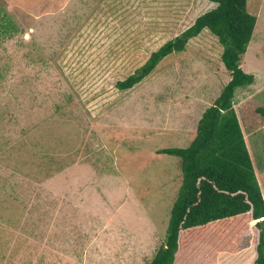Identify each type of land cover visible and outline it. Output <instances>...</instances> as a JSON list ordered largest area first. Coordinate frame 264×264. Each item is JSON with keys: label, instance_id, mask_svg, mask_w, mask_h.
<instances>
[{"label": "rangeland", "instance_id": "1", "mask_svg": "<svg viewBox=\"0 0 264 264\" xmlns=\"http://www.w3.org/2000/svg\"><path fill=\"white\" fill-rule=\"evenodd\" d=\"M215 8L209 0H0V27L16 26L0 35V184L37 196L18 222L22 210L0 189V264L152 263L183 183L181 160L159 151L190 147L231 77L218 39L204 31L133 90L116 84ZM248 8L258 21L242 67L256 83L238 92L237 105L264 89V0ZM259 180L263 187L264 173ZM253 227L210 231L214 260L220 243L225 253L249 248Z\"/></svg>", "mask_w": 264, "mask_h": 264}, {"label": "trees", "instance_id": "2", "mask_svg": "<svg viewBox=\"0 0 264 264\" xmlns=\"http://www.w3.org/2000/svg\"><path fill=\"white\" fill-rule=\"evenodd\" d=\"M209 1L216 5L215 9L197 18L189 29L116 84L121 92L133 90L167 57L187 53L190 41L204 31L218 39L223 48L222 62L231 77L215 103L204 112L190 147L159 151L181 160L183 183L171 211L165 241L151 264H197L196 259L199 264H264V186L259 180L264 167L258 164L259 159L264 160V89L236 104L238 92L256 83L255 75L247 73L242 63L258 17L249 12L248 0ZM15 27L2 25L0 35L15 33ZM59 165L57 172L64 168L60 161ZM0 189L22 210V218L17 219L21 222L28 210V204L24 208L21 205L22 201L26 203L24 193L13 194L6 183L0 184ZM243 222H254L251 246L238 253H225L218 250L220 243L219 257L214 260L208 233L218 227L230 230Z\"/></svg>", "mask_w": 264, "mask_h": 264}, {"label": "crops", "instance_id": "3", "mask_svg": "<svg viewBox=\"0 0 264 264\" xmlns=\"http://www.w3.org/2000/svg\"><path fill=\"white\" fill-rule=\"evenodd\" d=\"M257 17H258V16H257ZM27 38H29V36H27ZM160 65H161V64H160ZM160 65H159V66H160ZM76 163H77V162H73V163H72V164H74V165L71 167V169H72V170H71V174L74 173V174L78 175L79 173L76 172V167H75V166H76ZM80 163H81V162H80ZM74 169H75V171H74ZM61 172H62V171H61ZM80 173L82 174V178H85V179L87 178V172H86V170H84V173H83V172H80ZM85 173H86V174H85ZM95 177H98L97 174H95ZM98 179L101 180L102 178H101V177H98ZM1 185H2V184H1ZM3 185H4V183H3ZM33 196H36V194H33V192L29 193V195L26 197V199H27V200H26V203H27V204H28L29 202H31V201L33 202V200L30 199V198L33 199ZM36 197H37V196H36ZM24 199H25V194H24ZM101 199H102V201H103L102 196H101ZM26 222H27V221H26Z\"/></svg>", "mask_w": 264, "mask_h": 264}]
</instances>
